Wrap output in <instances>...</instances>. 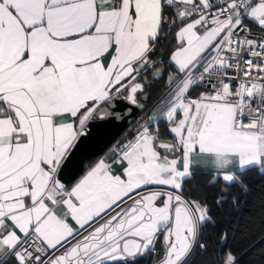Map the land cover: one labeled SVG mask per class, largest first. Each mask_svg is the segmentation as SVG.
I'll list each match as a JSON object with an SVG mask.
<instances>
[{"label": "snow or ice", "instance_id": "obj_1", "mask_svg": "<svg viewBox=\"0 0 264 264\" xmlns=\"http://www.w3.org/2000/svg\"><path fill=\"white\" fill-rule=\"evenodd\" d=\"M162 63L174 142L154 114L63 182L89 123L124 119L121 102L143 111ZM201 159L225 184L214 203L240 212L235 173L264 175V0H0V264H130L157 242V264H189L214 223L206 194H183Z\"/></svg>", "mask_w": 264, "mask_h": 264}, {"label": "trees", "instance_id": "obj_2", "mask_svg": "<svg viewBox=\"0 0 264 264\" xmlns=\"http://www.w3.org/2000/svg\"><path fill=\"white\" fill-rule=\"evenodd\" d=\"M170 47V41L164 40L157 47L156 54H163L164 60L167 61ZM159 65L167 68L166 76L168 72L172 71V68L168 67L166 63ZM166 76L165 79L151 83L147 107L154 103L167 89ZM197 92L198 90H194L192 93L194 95ZM138 120V118L133 120L109 147L114 144H122L132 134ZM159 131L160 138L173 140L163 121L159 123ZM97 157L89 160L87 166ZM235 174L239 180L248 185L246 193L242 191L238 183H233L230 188L233 195L240 194V212L233 210L231 201L225 204L223 208L214 203L219 190L225 184L221 178L214 177L212 171L201 169L194 173L193 179L184 182L183 194L185 197L203 198L202 194H206L214 221L204 229L205 239L203 243L206 245V250L197 248L189 264H220L229 251L238 257L239 264H264V241L258 242L261 236H264V175H261L256 168ZM237 220L239 227H236ZM234 228L235 238L232 236ZM222 232L229 233L226 243H222L220 240ZM154 257L160 259L162 252H149L141 257L131 259L130 264H151Z\"/></svg>", "mask_w": 264, "mask_h": 264}, {"label": "water", "instance_id": "obj_3", "mask_svg": "<svg viewBox=\"0 0 264 264\" xmlns=\"http://www.w3.org/2000/svg\"><path fill=\"white\" fill-rule=\"evenodd\" d=\"M158 67L165 69L163 65H158ZM153 72H155V69H153ZM164 75L166 76V72ZM160 80L162 79H155L154 82ZM145 95H148L149 98L143 111L126 102H121L116 111L120 112L125 117L124 119L111 121L93 120L89 123L87 135L81 138L77 147L74 148L69 159L65 162V166L62 169L63 182L71 185L85 171L89 160L101 155L133 120H136L145 112L150 99V88L146 90ZM141 102L144 103L143 100ZM145 121L146 119L143 118L132 132L135 133L138 126ZM161 140L170 143L173 142L168 139L161 138ZM161 151L163 154V150Z\"/></svg>", "mask_w": 264, "mask_h": 264}, {"label": "built area", "instance_id": "obj_4", "mask_svg": "<svg viewBox=\"0 0 264 264\" xmlns=\"http://www.w3.org/2000/svg\"><path fill=\"white\" fill-rule=\"evenodd\" d=\"M159 56V55H158ZM194 90H198V91H200V92H202V91H205V89L203 88V87H198V88H195V89H193L192 90V92L194 91ZM167 91H168V88L165 90V92L154 102V103H152L149 107H147V109L145 110V112L143 113V115L142 116H140L138 119V123L134 126V128L139 124V122L143 119V118H145L146 120H148V118L150 117V116H152V115H154V114H156L157 115V119L158 120H160V122L161 121H163V118L162 117H160L159 116V111H160V109H161V107H162V102H163V99L166 97V93H167ZM191 92V95L193 96V97H195L196 95H193V93ZM134 133L132 132V134L129 136V137H127L126 139H125V141L123 142V143H126L127 142V139H131L132 138V135H133ZM122 143V144H123ZM152 190H158L157 188H153ZM163 190H165V191H168V190H171V189H169V188H164L163 187ZM162 252V257L160 258V259H162L163 258V256L165 255V250H164V247H163V245H162V243L161 242H157V244H156V246H155V253H157V252ZM160 259H156L155 257L153 258V260H152V263L151 264H157V262L160 260Z\"/></svg>", "mask_w": 264, "mask_h": 264}, {"label": "crops", "instance_id": "obj_5", "mask_svg": "<svg viewBox=\"0 0 264 264\" xmlns=\"http://www.w3.org/2000/svg\"><path fill=\"white\" fill-rule=\"evenodd\" d=\"M200 93V91H198L197 93H195L194 95H198ZM163 124L165 125V126H167L166 125V123L163 121ZM167 128H168V126H167ZM170 133V132H169ZM173 141V140H172ZM174 142V141H173ZM116 147H117V145H112L111 147H109L106 151H104L101 155H99L97 158H95L87 167H86V169H85V171L72 183V184H74L76 181H78L86 172H87V170L90 168V167H92L93 165H95L98 161H100V160H105V162H107V163H111V160L109 159V157H111L112 155H113V153H114V151H115V149H116ZM200 164H201V169H207V170H209V171H212V169L210 168V166H209V164H208V162H207V160L206 159H201L200 160ZM113 170H114V174H119V172H120V169H119V167L118 166H116V165H113ZM164 188H168V187H166V186H163ZM170 189V188H169ZM70 223H73L74 224V222H72V221H70ZM131 259H134V258H130V260Z\"/></svg>", "mask_w": 264, "mask_h": 264}]
</instances>
